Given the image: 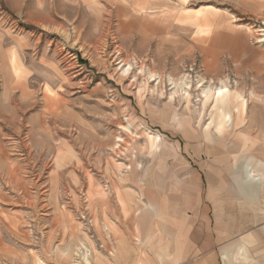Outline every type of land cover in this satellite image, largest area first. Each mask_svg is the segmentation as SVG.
Returning a JSON list of instances; mask_svg holds the SVG:
<instances>
[{"label": "rangeland", "instance_id": "rangeland-1", "mask_svg": "<svg viewBox=\"0 0 264 264\" xmlns=\"http://www.w3.org/2000/svg\"><path fill=\"white\" fill-rule=\"evenodd\" d=\"M90 1L0 0V264H91L156 134L180 142L182 121L264 93V0H168L186 23L166 2Z\"/></svg>", "mask_w": 264, "mask_h": 264}, {"label": "crops", "instance_id": "crops-1", "mask_svg": "<svg viewBox=\"0 0 264 264\" xmlns=\"http://www.w3.org/2000/svg\"><path fill=\"white\" fill-rule=\"evenodd\" d=\"M161 2L170 5H129L155 10ZM164 9V17L188 22L171 5ZM217 17L208 12L194 21L210 26ZM229 95L226 88L213 93L221 101ZM244 101L216 105L218 125L197 129L182 121L180 142L163 144L155 135L156 160L114 183L109 217L116 231L105 226L108 237L91 264H264V93ZM85 239L78 238L79 247Z\"/></svg>", "mask_w": 264, "mask_h": 264}, {"label": "bare ground", "instance_id": "bare-ground-1", "mask_svg": "<svg viewBox=\"0 0 264 264\" xmlns=\"http://www.w3.org/2000/svg\"><path fill=\"white\" fill-rule=\"evenodd\" d=\"M162 1V0H161ZM149 7V6H148ZM148 9H150V8H148ZM84 243V242H83ZM89 252V251H88ZM83 255H84V253H83ZM82 256V255H81ZM86 260V259H85ZM86 262V261H85Z\"/></svg>", "mask_w": 264, "mask_h": 264}]
</instances>
